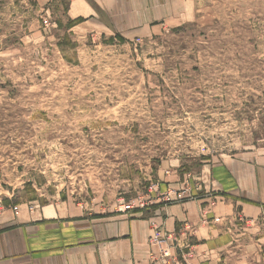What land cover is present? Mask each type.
<instances>
[{"label":"rangeland","instance_id":"1","mask_svg":"<svg viewBox=\"0 0 264 264\" xmlns=\"http://www.w3.org/2000/svg\"><path fill=\"white\" fill-rule=\"evenodd\" d=\"M69 2L0 0V213H132L170 172L213 196L207 170L264 169V0L194 1L191 20L127 40L75 35ZM226 232L236 264H264L254 234ZM152 239L162 264L195 247Z\"/></svg>","mask_w":264,"mask_h":264},{"label":"crops","instance_id":"2","mask_svg":"<svg viewBox=\"0 0 264 264\" xmlns=\"http://www.w3.org/2000/svg\"><path fill=\"white\" fill-rule=\"evenodd\" d=\"M194 1L198 5L202 0H70L65 14L69 21L81 20L71 30L75 35L101 32L127 40L191 20ZM37 2L46 6L51 0ZM163 8L168 13L154 17V22L151 14ZM221 166L207 170L218 190L213 196L202 183L194 191L197 199L168 206L101 216H85L60 205L34 211L20 206L0 213V264H162L159 255L168 244L152 239L159 230L173 233L186 245L195 244L190 257L171 264H236V249L230 247L226 231L251 232L264 243V169L236 173L231 170L236 164ZM170 173V181L161 184L163 191L181 182ZM241 216L247 224L240 222ZM214 218L224 220L218 224Z\"/></svg>","mask_w":264,"mask_h":264},{"label":"built area","instance_id":"3","mask_svg":"<svg viewBox=\"0 0 264 264\" xmlns=\"http://www.w3.org/2000/svg\"><path fill=\"white\" fill-rule=\"evenodd\" d=\"M46 23L48 24V21H46ZM196 187H198V185H196ZM194 191H191L189 193V195L185 194V193H187V190L185 187L183 189H180V190L175 189V188H168L165 191H163L161 189V187L159 186V184H155L149 188V193H150L149 197H148L149 199H144L143 201H141L139 208L144 210V209L149 208L150 205L168 206V205H171L174 203H182L187 199L195 200V199H197L199 194L194 193ZM133 207L134 206L132 205V208ZM15 209L18 210V208H15ZM238 219L243 224L248 223V221L242 216L238 217ZM223 220L224 219H222V218H214V222H216V223H220ZM204 222H207V219H204ZM208 223H209V221H208ZM155 233H156V240H158L162 235H164L165 237H168L170 240H176V237L173 233H165L161 230L155 231Z\"/></svg>","mask_w":264,"mask_h":264},{"label":"trees","instance_id":"4","mask_svg":"<svg viewBox=\"0 0 264 264\" xmlns=\"http://www.w3.org/2000/svg\"><path fill=\"white\" fill-rule=\"evenodd\" d=\"M72 24H77L78 22H81V20H76V21H70Z\"/></svg>","mask_w":264,"mask_h":264}]
</instances>
